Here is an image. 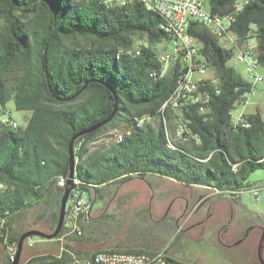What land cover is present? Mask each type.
I'll return each mask as SVG.
<instances>
[{
    "label": "trees",
    "instance_id": "trees-1",
    "mask_svg": "<svg viewBox=\"0 0 264 264\" xmlns=\"http://www.w3.org/2000/svg\"><path fill=\"white\" fill-rule=\"evenodd\" d=\"M237 1L207 4L213 14L225 15ZM162 23V16L142 2L0 0V106L13 99L17 110L32 112L25 126L0 127V181L10 185L0 189V217L12 214L9 228L18 241L28 230L16 229L21 212L49 205L54 196L56 227L65 188H58L56 180L69 175L70 140L109 117L75 140L77 188L96 197L106 186L134 178L153 187V176L189 187L238 189L252 185L250 173L264 168V115L247 113L249 126L232 123L235 103L251 83L229 65L232 48L202 23L192 20L188 32L218 78L219 93L213 86H200L208 92L210 115L205 119L195 105L163 109L182 69L177 62L160 74L164 65L155 54L167 37ZM252 24L256 57L264 68V0H248L231 30L243 42ZM137 39L147 45L132 56L127 51ZM141 117L138 125L135 118ZM178 118L191 133L177 135ZM120 121L131 133L90 151L98 135ZM50 264L65 263L56 259Z\"/></svg>",
    "mask_w": 264,
    "mask_h": 264
},
{
    "label": "rangeland",
    "instance_id": "rangeland-1",
    "mask_svg": "<svg viewBox=\"0 0 264 264\" xmlns=\"http://www.w3.org/2000/svg\"><path fill=\"white\" fill-rule=\"evenodd\" d=\"M146 41L145 39H137ZM147 42V41H146ZM171 50L170 43H159L157 48ZM229 65L234 66L242 74L245 73L246 63L233 57ZM261 71L263 67L259 68ZM213 73L209 68L208 74ZM5 109L11 112L13 118L25 126L31 116L30 110H17L14 100L7 102ZM259 111L264 115V82L256 86V91L250 95L246 104H241L234 109V114ZM140 118H135L137 121ZM168 126V125H167ZM130 127L123 122L109 124L92 144L90 151H97L112 141H119L122 136L129 134ZM153 187L146 181L134 178L120 185H108L102 191V197L83 192L86 197L95 199L90 222L85 226V236L79 238L89 245V250L74 246L79 253L87 254L97 250L113 248L126 251H154L169 244L171 253L192 264H262L256 243L258 233L253 234L247 243L236 246H224L216 237L219 228V215L214 217L212 224L204 231L186 222L185 218L178 220L173 213L165 214L171 201L180 194H186L190 187L182 184L174 185L166 178H151ZM247 182L261 186L260 200L253 198L250 191H245L238 198L237 205L244 210L252 212V220L264 224V168L250 173ZM210 190V189H208ZM211 191V190H210ZM179 203V202H178ZM182 208L184 201L179 204ZM242 210V209H239ZM53 208L51 205L41 203L29 207L22 212L16 222V229L25 228H53ZM177 212V211H176ZM179 213V212H177ZM242 211L234 219L235 225L231 227L228 237H234L237 231L243 229L248 218ZM251 220V219H250ZM50 224V225H48ZM35 241L36 248L45 245L46 239L33 236L28 239ZM25 246V245H24ZM24 248V247H23ZM25 251V249H24ZM85 252V253H84Z\"/></svg>",
    "mask_w": 264,
    "mask_h": 264
},
{
    "label": "built area",
    "instance_id": "built-area-1",
    "mask_svg": "<svg viewBox=\"0 0 264 264\" xmlns=\"http://www.w3.org/2000/svg\"><path fill=\"white\" fill-rule=\"evenodd\" d=\"M105 2L108 5L142 2L147 9L156 11L162 16V25L167 28V43H170L171 50H168L165 46V48L158 50L155 54V58L164 65L160 74L163 75L172 65L180 62L181 74L184 75V82H177L178 90L174 91L173 96H169L163 109L169 108L176 111L185 105H195L197 110L204 115V118L208 119L211 112L209 95L206 90L201 91L200 86L210 85L214 87L216 93L220 92L218 78L214 73L208 74L209 64L200 51V43L188 32L192 20L206 25L212 32L218 34L222 43L226 47L232 48L234 57L246 63L243 76L251 85L236 101V108L241 104H246L250 95L255 93L256 86L260 82H264V71L259 69L260 65L255 52L258 44L255 25L252 24V29L243 42L231 30L236 14L243 9L248 0L237 1L236 11L225 15L213 14L208 8L207 0H105ZM145 46L146 41H138L135 49L128 53L132 56L140 55L142 48ZM233 111L232 123L235 126L250 125L247 112L240 111L234 114ZM143 121L144 117H141L136 123L140 125ZM19 125L20 123L13 118L11 112L0 106V127L18 128ZM185 132L191 133L192 131L185 121L178 118L176 133L177 135H182ZM130 133L131 131H129ZM125 136H122L119 141L123 140ZM169 146L174 148L172 142H169ZM67 179V176H58L56 186L58 188L65 187ZM74 181L76 184L79 183L78 178H75ZM9 186V184H4L0 181L1 190H6ZM208 189L214 195L225 196L233 200L241 197L243 192L250 191L254 199L260 200L261 186L258 184L238 189L210 186H208ZM93 207V198L84 196L83 192L76 186L69 196L65 221L58 235L59 240L63 242L59 258L63 259L65 264H192L171 255L169 244L154 251H126L106 248L87 254L79 253L69 240L85 236V226L91 220ZM11 215L0 217V243L10 261L14 259L19 248V241L9 228V217ZM3 228L7 229V231L4 232ZM19 264H28V259L23 260L21 258Z\"/></svg>",
    "mask_w": 264,
    "mask_h": 264
},
{
    "label": "flooded vegetation",
    "instance_id": "flooded-vegetation-1",
    "mask_svg": "<svg viewBox=\"0 0 264 264\" xmlns=\"http://www.w3.org/2000/svg\"><path fill=\"white\" fill-rule=\"evenodd\" d=\"M188 190L189 191H187L186 194H180L171 201L163 216L171 212L177 216V219L179 221L185 218L186 222L203 228V230L205 231L212 224L211 222L213 221L214 217L219 215L218 213L220 211L216 210L211 205L208 211L204 213L202 207L205 204L206 198H204L203 195L195 194L192 189ZM182 201H184L183 208L179 205ZM176 211L179 213H177ZM220 215V225L216 230V236L221 244L228 247H231L233 245H242L244 243H247L253 236V234L258 233V239L255 247H257V251L259 253V246L261 245L260 252L264 258V224L256 223L253 220H248L243 229L237 231L234 237H228L231 227L235 225L234 219L236 215L233 212L227 214V216L222 211L220 212Z\"/></svg>",
    "mask_w": 264,
    "mask_h": 264
},
{
    "label": "crops",
    "instance_id": "crops-1",
    "mask_svg": "<svg viewBox=\"0 0 264 264\" xmlns=\"http://www.w3.org/2000/svg\"><path fill=\"white\" fill-rule=\"evenodd\" d=\"M247 113H253V112H247ZM167 131L169 133L171 131L168 126H167ZM153 177L157 178L159 176H153ZM153 177H151V178H153ZM161 178H163V177H161ZM166 179L169 180L171 183H174V185H177V186L179 185V183H177L176 181H174L172 179H168V178H166ZM184 186L189 187L186 185H184ZM190 188L192 189V191L195 194L203 195V197L206 198L205 204L202 207V210L204 213H206L208 211L209 207L212 205L213 208H215L216 210H219V209L222 210V212L226 215L234 212L235 215L237 216L238 213H240V211H242L244 213V215L249 220L250 219L252 220V218H253V217H251V214H252L251 211L244 210L242 206L237 205L238 199L233 200V199L225 197V196L212 195L210 193L211 191L208 190V186H205V185H195V186H191ZM241 197H242V195H241ZM93 202L95 205V199H93ZM49 205H51V207L53 208V210H54L53 215H54L56 207H57V201L55 199V196H54L51 204H49ZM28 208H25L23 211H25ZM239 209H242V210H239ZM22 212H21V214H22ZM16 222L17 221H15V223ZM48 225H50V224H48ZM48 228L43 227L42 229L41 228H37V229H41V230L50 232L48 230ZM29 229H34V228H28V230ZM215 234L217 235V232ZM28 239L25 241V243H24L25 246H24L23 251H22V257L21 258L23 260L31 259L35 264H50L51 261H54L56 259H60L59 253L61 251V247L63 245V242L60 241L58 237L49 239L48 241H45L46 246H42L41 248L35 247V245H34L36 243L35 241H30L29 243H27V246H26V242L29 241ZM46 239H48V238H46ZM69 242L73 246H76L80 249H83L86 251L89 250V245L86 243H83V241H81L79 238H72L71 240H69ZM24 249H25V251H24ZM169 252L171 255H173L171 253L170 249H169ZM176 257H178V256H176ZM7 261H8V258L5 254V251L3 249L2 244L0 243V264H7Z\"/></svg>",
    "mask_w": 264,
    "mask_h": 264
},
{
    "label": "water",
    "instance_id": "water-1",
    "mask_svg": "<svg viewBox=\"0 0 264 264\" xmlns=\"http://www.w3.org/2000/svg\"><path fill=\"white\" fill-rule=\"evenodd\" d=\"M110 119H111V117H109L108 119L104 120L103 122H101L99 124H96L92 127L81 130L80 132H78L72 136V138L70 140V144H69V175H68V179H67V184L64 188V191H63V194L61 197L56 227L54 228L53 231H50V232L34 228V229H29V230L25 231L24 233H22V235L19 238L18 252L10 264H19L21 257H22V251H23L24 243L28 238H31L33 236H41L44 238L52 239V238H56L59 235V233L63 227L64 221H65V216L67 213V203H68L69 196H70L72 190L77 186V184L74 181L75 169H76L75 140L79 136L95 130L100 125L106 123ZM260 246H259V253L258 254H259V257L262 261V264H264V258L260 252Z\"/></svg>",
    "mask_w": 264,
    "mask_h": 264
},
{
    "label": "bare ground",
    "instance_id": "bare-ground-1",
    "mask_svg": "<svg viewBox=\"0 0 264 264\" xmlns=\"http://www.w3.org/2000/svg\"><path fill=\"white\" fill-rule=\"evenodd\" d=\"M235 11H236V9L234 11H232V12H235ZM160 27H161L162 30H164L163 32H165L166 35H167V28L163 27L162 24L160 25ZM165 42L167 43V37H166V39L164 41L161 42V44L165 43ZM146 45H147V42H146ZM134 49H135V47L130 49V50H128L127 52L133 51ZM119 54H121V53H119ZM179 82H184V75L183 74L181 75V78H180ZM175 90H178V84L176 85V87L174 88V90L172 91L170 96H173ZM59 176H61V175H59ZM1 183H4V182H1ZM4 184H6V183H4ZM8 214H10V213H7L6 215H8ZM28 264H35V263L31 259H28Z\"/></svg>",
    "mask_w": 264,
    "mask_h": 264
}]
</instances>
